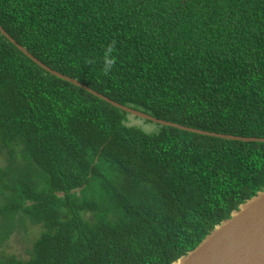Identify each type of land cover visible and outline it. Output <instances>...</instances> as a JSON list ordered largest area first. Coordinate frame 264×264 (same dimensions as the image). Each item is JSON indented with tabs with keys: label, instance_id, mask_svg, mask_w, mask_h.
Listing matches in <instances>:
<instances>
[{
	"label": "trees",
	"instance_id": "obj_1",
	"mask_svg": "<svg viewBox=\"0 0 264 264\" xmlns=\"http://www.w3.org/2000/svg\"><path fill=\"white\" fill-rule=\"evenodd\" d=\"M0 25L120 105L264 138V0H0ZM130 117L0 34L1 236L42 229L0 264H172L264 187V143Z\"/></svg>",
	"mask_w": 264,
	"mask_h": 264
},
{
	"label": "water",
	"instance_id": "obj_2",
	"mask_svg": "<svg viewBox=\"0 0 264 264\" xmlns=\"http://www.w3.org/2000/svg\"><path fill=\"white\" fill-rule=\"evenodd\" d=\"M0 34L45 72L86 91L135 119L214 138L264 143V138L237 137L184 127L120 105L40 62L7 34L1 25ZM172 264H264V187L232 211L228 219L216 225L193 250L188 251Z\"/></svg>",
	"mask_w": 264,
	"mask_h": 264
},
{
	"label": "rangeland",
	"instance_id": "obj_3",
	"mask_svg": "<svg viewBox=\"0 0 264 264\" xmlns=\"http://www.w3.org/2000/svg\"><path fill=\"white\" fill-rule=\"evenodd\" d=\"M131 124L141 127L144 131L149 132L156 128L155 124L145 122L143 120L130 117ZM5 156L3 150L0 151V166L5 164ZM20 224L14 232L7 234L8 236L2 239L0 228V259L13 256L17 259L27 260L32 251L34 240L39 236L41 227L25 223L22 228ZM18 229V230H17Z\"/></svg>",
	"mask_w": 264,
	"mask_h": 264
},
{
	"label": "clouds",
	"instance_id": "obj_4",
	"mask_svg": "<svg viewBox=\"0 0 264 264\" xmlns=\"http://www.w3.org/2000/svg\"><path fill=\"white\" fill-rule=\"evenodd\" d=\"M110 52H111V48H109L105 54V61L103 65V71L105 73L109 72L115 63L114 58L110 57Z\"/></svg>",
	"mask_w": 264,
	"mask_h": 264
}]
</instances>
